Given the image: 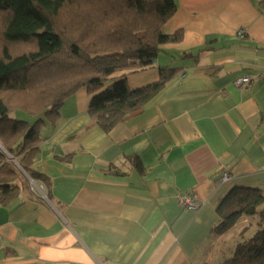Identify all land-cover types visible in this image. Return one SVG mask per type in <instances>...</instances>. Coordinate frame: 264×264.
Instances as JSON below:
<instances>
[{"label": "crops", "instance_id": "crops-1", "mask_svg": "<svg viewBox=\"0 0 264 264\" xmlns=\"http://www.w3.org/2000/svg\"><path fill=\"white\" fill-rule=\"evenodd\" d=\"M174 1L163 30L182 40L125 79L134 90L178 73L109 131L85 88L64 101L40 131L42 195L21 170L18 195L0 204V264H219L258 227L241 217L212 230L230 188L264 191V78L236 83L264 68V0ZM183 194L201 206L183 207Z\"/></svg>", "mask_w": 264, "mask_h": 264}, {"label": "trees", "instance_id": "trees-1", "mask_svg": "<svg viewBox=\"0 0 264 264\" xmlns=\"http://www.w3.org/2000/svg\"><path fill=\"white\" fill-rule=\"evenodd\" d=\"M175 8L174 0H0L1 205L18 195V175L45 184L34 167L40 131L55 125L68 97L85 88L88 114L109 131L178 73L162 68L157 81L134 90L125 79L151 67L161 45L182 40V30H163ZM257 213L258 227L219 264H264V191L234 186L220 199L215 234Z\"/></svg>", "mask_w": 264, "mask_h": 264}, {"label": "built area", "instance_id": "built-area-1", "mask_svg": "<svg viewBox=\"0 0 264 264\" xmlns=\"http://www.w3.org/2000/svg\"><path fill=\"white\" fill-rule=\"evenodd\" d=\"M244 33H245V31L243 29H240L239 31H237V35L240 37H242ZM255 77L259 78V79H263L264 78V68L259 74L255 75V76H243V77L236 79V83H238V84L248 83V82L252 81L253 78H255ZM227 179H229V174L227 172L222 173L219 177V182H224ZM37 184H38V186H37L36 190L39 193H41V195H42L44 188L41 184H39V183H37ZM179 202L183 207L191 208V209H198L201 206V204L196 200V197L192 194L180 195L179 196Z\"/></svg>", "mask_w": 264, "mask_h": 264}, {"label": "rangeland", "instance_id": "rangeland-1", "mask_svg": "<svg viewBox=\"0 0 264 264\" xmlns=\"http://www.w3.org/2000/svg\"><path fill=\"white\" fill-rule=\"evenodd\" d=\"M23 178L20 176V175H18V177H17V181H21ZM30 181V183H31V185L35 188H37V186H38V184H37V182H34L33 180H29ZM263 209V205H259L258 206V208H257V212L259 213L261 210ZM256 214V215H254V216H252V217H249L248 219H251V220H253V222H255V220H256V222L258 221V219H259V214ZM255 222V223H256ZM249 235V234H248ZM242 237H245L244 235L242 236Z\"/></svg>", "mask_w": 264, "mask_h": 264}]
</instances>
